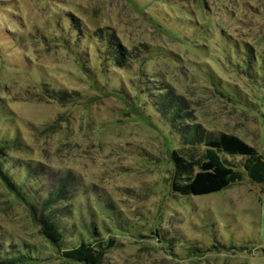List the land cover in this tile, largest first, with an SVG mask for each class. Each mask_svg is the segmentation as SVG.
Returning a JSON list of instances; mask_svg holds the SVG:
<instances>
[{"label":"rangeland","instance_id":"rangeland-1","mask_svg":"<svg viewBox=\"0 0 264 264\" xmlns=\"http://www.w3.org/2000/svg\"><path fill=\"white\" fill-rule=\"evenodd\" d=\"M67 14L90 33L109 28L136 58L127 73L113 68L102 79L88 45L87 64L101 88L123 84L132 99L141 68L144 80L187 95L203 127L235 134L264 156V0H0V135L21 142L6 157L37 169L31 182L44 192L68 174L76 188H89L90 201L101 192L116 205L118 220L97 219L111 236L103 230L101 264H264V193L244 171V157L227 155L241 181L172 195L169 129L155 113L134 114L115 93L97 91L56 44L55 22ZM163 52H174L173 60ZM41 80L74 98L46 95ZM38 231L26 204L0 180L5 255L30 249L31 264H82L63 260Z\"/></svg>","mask_w":264,"mask_h":264},{"label":"trees","instance_id":"trees-1","mask_svg":"<svg viewBox=\"0 0 264 264\" xmlns=\"http://www.w3.org/2000/svg\"><path fill=\"white\" fill-rule=\"evenodd\" d=\"M75 19L67 14V17L55 22L56 44L74 56L81 71L94 87L96 86L97 91L115 93L126 102V106L132 109L134 114L143 110L155 113L157 119L169 129V137L173 141L172 149L169 151L172 168L166 180L172 195L209 194L241 181L242 172L229 160L235 155L244 157V171L252 182L261 186V192L264 193V156L237 135L206 129L195 121V114L189 110L187 95L176 93L166 82L152 81L154 77L144 80L146 73L141 68L138 71L140 79L136 83L131 82L132 88L136 90L132 99L127 95L123 84L107 89L106 82H102L104 88H101L102 86H99L101 81L87 64L88 45L96 50L101 64L102 79L104 74L107 77V72L111 74L113 68L127 73L129 61L136 62V58L117 41L109 28L104 27L90 33ZM247 47L250 51L253 50ZM167 53L172 52H163L162 57L170 59L175 56L174 52L172 55ZM39 86L43 93L54 95L53 97L59 101L74 98L62 89L51 88L44 80L39 82ZM1 105L0 115H4ZM20 145L21 142L16 137L7 138L0 135V180L5 189L14 199L26 204L32 218L38 222V232L52 248L61 252L63 260L72 263L101 264L105 244L103 230L108 234L107 239L110 242L111 236L103 221L99 223L97 219L102 220L104 216H111L112 219L118 220L121 215L116 205L101 192H94L95 203L90 201L87 196L89 188L82 185V189H79L81 186L76 188L74 183L78 179L68 174L56 176L46 192L41 186L35 187L31 181L37 179L34 173L37 169L30 165H21L17 159L6 157L7 149H16ZM2 164H8L9 167L3 168ZM16 165L23 175L18 176V172L15 171ZM106 205H109L111 210L108 211ZM74 212L78 214L79 222L70 221ZM83 214L86 218L82 216ZM29 253L31 250L26 249L23 254L16 257L6 256L0 237V264H31L34 259Z\"/></svg>","mask_w":264,"mask_h":264}]
</instances>
